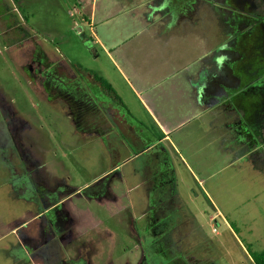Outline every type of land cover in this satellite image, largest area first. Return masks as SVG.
<instances>
[{
	"label": "rangeland",
	"instance_id": "rangeland-1",
	"mask_svg": "<svg viewBox=\"0 0 264 264\" xmlns=\"http://www.w3.org/2000/svg\"><path fill=\"white\" fill-rule=\"evenodd\" d=\"M107 1L110 0H0V264H248V251L264 248L263 158H257L258 171H253L238 156L241 152L235 154L224 142L227 138L222 147L220 142H213L212 151L208 146L204 152L212 156L211 161L208 158L207 168H222L210 180L216 189L210 195L215 204L220 203L221 216L227 222L220 215H214L211 203H207L202 192L194 205L186 203L177 212L178 207L175 209L174 205H165L161 210L154 206L149 215L145 212L148 178L144 157L135 156L147 140L136 141L122 124L117 129L109 124L111 131L99 123L93 124L96 115L92 110L79 107V100L72 95L69 98L65 91L68 88L45 92L41 73H33V69L38 66L44 70L51 62L52 71L67 84L73 82L74 87L78 86L74 83L77 74L71 62L98 74L101 70L114 89L123 90L134 104L130 86L106 57L108 48L95 42L94 31L100 35H118V38L133 34L125 49L127 58L131 53L142 51L144 54L158 51L167 57L179 54L176 64L184 70L189 64L185 71L188 75L195 76L202 71L206 80L202 78L201 85L207 89L213 87L215 98L229 89L224 97L229 106L225 116L221 107L215 108L221 112L214 114L216 129L232 134V124L228 127L225 123L241 118L249 122V130L253 127L252 121H256L254 129L261 131L264 22L255 26L251 23L253 18L249 19L248 10L253 1L188 0L183 11L179 9V0H119L123 9L109 12L112 16L105 19L107 22L97 25L100 17L97 15L96 21L92 19L90 23L92 11L102 13ZM153 3L160 10L149 16L148 4ZM144 25L150 26L146 35L135 33L138 30L134 26L143 29ZM154 26L162 40L160 47H149L152 40L147 36L156 31ZM175 35L178 38L174 48L171 40ZM136 49L138 52H133ZM39 52L48 60L41 57L40 62H32L42 55ZM185 76L182 74L183 79ZM222 84L224 90L220 87ZM47 93L52 94L48 100ZM219 99L215 100L216 105ZM117 111L122 115L130 113L126 106ZM78 113L83 120L77 117ZM139 113L145 116L142 111ZM109 116L116 120V116ZM147 119L145 123L149 125ZM103 120L109 123L105 115L100 119ZM95 127H99V132H94ZM147 127L152 130L153 125ZM216 129L215 138L219 131ZM243 142L239 144L233 138L229 143L243 154L249 147L253 150L254 140ZM199 143L178 141V146L187 148ZM155 149L160 150L159 145ZM226 159L234 160L230 167H226ZM179 170L188 183L196 184L190 171ZM181 185L180 191L188 188ZM66 197H71L69 206L77 214L72 227H66L62 217L58 220L55 212L44 213L35 221L34 205L39 212L45 211ZM187 201L185 197L184 202ZM171 206L175 214L169 217L175 220L181 216L184 220L177 223V230L170 235L163 233L168 220L154 219ZM55 207L56 204L52 205ZM60 209L58 206L57 211ZM200 213L217 217H204ZM25 218L29 220L20 228L18 224ZM49 221L56 231L52 240L72 234L70 241L62 247L56 246L57 256H52L55 245L43 243V233L51 227V224L46 226ZM13 228L18 230V237ZM23 233L35 235V242L29 237L25 240ZM24 241L29 245L24 246ZM19 243L31 262L20 259Z\"/></svg>",
	"mask_w": 264,
	"mask_h": 264
},
{
	"label": "crops",
	"instance_id": "crops-1",
	"mask_svg": "<svg viewBox=\"0 0 264 264\" xmlns=\"http://www.w3.org/2000/svg\"><path fill=\"white\" fill-rule=\"evenodd\" d=\"M148 5L150 6L148 10L149 16L156 15L155 12L160 10L158 4L155 5L153 3ZM123 6L124 5H122V2L119 0H110L104 2L103 12L97 14V10L96 11L94 10V13L92 11V17L90 18L89 21L90 23L92 19L96 21V17L97 15H99L100 17L98 19L97 25L99 24V22H103V21L107 22L105 21V19H110L112 16V13L109 12H112V10H114V12H117L115 10H122ZM84 19L86 20V18ZM134 28L138 30L135 31V33L137 34L144 33L146 35L147 32H149L150 26L147 25L143 27V29H139L140 26L138 27L134 26ZM154 28L156 29V31L152 32L151 34H148L147 36L150 38V40H152V43L149 45V47L154 45H156V47L157 46L160 47L162 46L160 43L162 40L158 36L157 33L158 29L155 26ZM94 32H95L94 37L96 38L95 42L98 41L101 46H103L104 48L105 47L108 48L105 50L106 57L109 59L115 71L119 73L122 79L125 78L128 85L131 87L130 88L128 86L129 87L128 89L131 92V95L135 101L134 104H132L129 95L126 96L124 94L123 90L120 91L119 89L118 90L114 89V90L120 96L121 100L123 101L125 106L129 109L132 115L130 113L128 115H122L117 111L116 113L112 112V115L116 116L117 121L115 119L114 120L111 119V116L107 115L108 113L105 112V110H103L102 107L103 104L99 102L100 99L99 85L94 83L92 77L83 70L81 72H79L80 70L75 71L77 77L74 83L78 85L75 87L77 88L75 92L79 98L76 97L75 93H72L74 91L71 90L70 88L66 89L65 91L67 92L66 94L69 98H71L70 95H72L73 99L80 100L79 102H81V100L86 102V104H77V105L79 107H81L82 105V107L84 106L85 108L92 110V113L96 115L94 116L95 118L93 117L92 119L93 124L99 123V125L101 124L105 126L103 128H106L108 131H111V127L113 128L115 127L117 129V125L122 124L127 126V132L129 134L132 133L136 141L139 139H146L147 142H149L145 144L141 148V150L137 152V154L135 153L136 157L143 155L144 157L143 164H145L146 167L144 168V170L145 173L147 174L146 177L148 178L147 180L148 207L145 212L146 213L149 212L148 214L150 215V211L154 209V206H159L161 210L163 206L169 204L174 205L173 207L175 209L178 207V210L175 211L177 212L186 203H191L193 205L196 204V201L199 199L200 193L202 192L201 194L206 198L207 203H211V207L215 211L214 215L216 214L220 215L218 217H221L224 221L227 222V220H225L224 215L221 216L222 207L220 203L217 202L215 204L213 197H211L210 195V192H214V194L216 193V189L213 187L214 182H210V180L212 179L215 172L222 170V168L219 167H217V169H213L212 167L207 168L208 158L209 161H211L212 156H208L207 154H204V152L205 151L207 152L209 147L210 150L212 151L213 142H220L222 147V142L227 138V140L224 142L228 143L227 144L228 147L235 154L236 152H241L238 156L243 157L253 171H258L257 169L258 167L256 164L258 154L255 153V150H252V147H249V149H247V151H244L245 153L243 154L242 151H239L237 149L236 145H231L229 143L231 138L229 137L227 132H225L226 133L225 134L223 133V131H220L219 128L216 129L217 128V126L215 125L216 121L214 122L215 120L214 114L216 111L215 108L219 106L222 108L221 112L226 113V111L228 110L227 107H229L227 106L228 100L227 101L224 100L226 92L228 91V90L227 91L224 90L225 88L224 84H222L220 87L224 90L225 94L221 95L222 97L216 96L215 98L213 87H211V89H207L206 85H201L202 78L206 80L205 74L202 71H198L195 76L188 75V72L185 73V71H188L187 66L189 64L185 65V70L183 66L180 67V65L176 64L177 60L180 58L181 55L173 54L171 57H167L159 54L158 51L152 54L149 53L144 54L142 51V53L137 54L136 52H138L139 49H136L133 50V52H135L136 54L133 55V53H131L129 56L130 58H127L126 56H124V53L127 44L130 42V39L133 38V34H129V35L124 34L122 37L118 38V35H109V34L100 35V32H98L96 29ZM177 38L178 36L175 35L174 39L171 40L172 46L174 45V42L177 40ZM105 39L107 41H105ZM109 44L111 45L109 46ZM122 44L125 45V48H123ZM94 56L95 58L98 56V53L96 51L94 53ZM41 57H44L45 58L44 60H48V57L43 54L40 55L39 57L37 56L36 60L40 62ZM157 57L159 59L158 63H157ZM52 65L53 64L50 62L48 67L44 70H40L38 66L33 69V73H41L42 79L40 81L42 83V87L44 90L45 88H44L43 80L47 72L50 69L52 71ZM40 67H42V65ZM98 72L99 75L104 77L114 88V85L110 82V80L107 79V75L103 74L101 70ZM182 74L184 76L186 75L185 79H183ZM185 82H188V84H185ZM82 83L85 86L90 85L89 87L92 93L88 90L87 92H85L82 89H80L79 85L83 86ZM47 91H49V88L46 86L45 92ZM50 96H52V94L49 95L47 93L45 97L48 100ZM219 97H221V99H219ZM83 98L86 99L83 100ZM104 98L107 97L104 96ZM216 99H219V103L217 105L215 104ZM140 111H142L145 116L141 117L139 115ZM85 112L86 110H84V113ZM216 112L221 113L220 111H216ZM87 113L88 111L85 114ZM103 115L106 116V119L109 122L108 124L105 123L107 121L104 120L100 121ZM77 117L83 120V118H81L82 115H79V113ZM147 118H149L148 124L150 126L151 125L154 126L156 124L164 134V136L155 143H152V139H153L152 132L147 128V126L149 125H146L147 123H145V120ZM110 119L111 121H109ZM221 120L223 121V118ZM109 124H111V127H109ZM227 124H228L227 126L229 127L228 122ZM99 127H95L94 132H99ZM214 128L216 130H219L217 132L218 135L217 138H215L214 136V132H215ZM200 137H203V139H200ZM233 138L235 142L242 144L241 142H239V139L236 136H234ZM178 141L180 142V144L181 142H183L184 144L199 143L200 141L202 142H200L197 146L187 145L186 146L187 148H180L178 146ZM158 145L160 150L155 151L157 150L155 148ZM176 156L178 158H176ZM233 162H234L233 159H231V161H229V159H226V167H230L229 165H232ZM180 167L182 169H185L186 171H190V177L193 180V182L196 184L188 183L187 182L188 180L186 181L184 175L182 176L180 173L179 170L181 169ZM181 183L182 185H187L188 188L186 190L180 191ZM185 197L188 199L187 202H184ZM42 199L43 201L46 200L45 197H43ZM24 200L32 201V199H24ZM70 200L71 197L58 199L57 202L54 203L56 204L55 208H52V205H54L52 204L51 207L49 206L47 210L40 212L38 210L37 205H34L33 217H37L35 221H37L40 217H42L44 213L51 215L52 212H55V217L57 219H61L60 217H62L63 221L66 220V223H64V225L66 224V227H72L75 221H77V214L73 213V211L71 210V207L69 206ZM60 201H62L61 204H59ZM58 206H61L60 212L57 211ZM175 212L172 210V206H171L167 210L161 211V214H158L159 217L157 216L155 217L154 220L156 219H158V221L168 220L167 223L171 222V224L169 225H166L167 223L165 224L163 233L170 235L172 233H175L178 227L177 223L178 222L182 223V220H184L181 216L175 217V220L169 217L175 214ZM200 214L201 216L203 215L204 217H209V218L214 217V215H210V214L207 215H205V213H200ZM195 216L198 219V215ZM27 219L29 220V218H25L22 221H20L18 226L22 228L23 225H26L28 221ZM150 219L151 221H153L152 218ZM50 224L51 223L49 221L46 224V226ZM35 228L37 229V227ZM12 231L16 235L15 237H18L17 236L18 230H15V228H13ZM48 232L46 230L47 234L43 233V236L45 237L43 243L45 246L55 245V247L53 246L52 256H57L58 250L56 246L60 244L62 247L63 243L68 242L72 239V234L68 233L67 238L64 237L65 235H63L62 238L64 239L61 240L59 239V237L61 236H59L57 240H52L51 238L56 237L53 234V232L56 233V231L54 229V225L52 224ZM23 237L26 240L27 237L34 239L36 236L23 233ZM24 243L25 244L23 245L25 246L27 242L24 241ZM19 248L21 250L23 249V246L20 245V243H19ZM26 250L29 251L28 248ZM19 252L21 256L20 259L27 258L30 261L29 255L25 253L24 250H22V254L21 251ZM65 262H70V261H65ZM57 263L60 264L59 262ZM33 264H37V263L35 262ZM72 264H75V262H72Z\"/></svg>",
	"mask_w": 264,
	"mask_h": 264
},
{
	"label": "trees",
	"instance_id": "trees-1",
	"mask_svg": "<svg viewBox=\"0 0 264 264\" xmlns=\"http://www.w3.org/2000/svg\"><path fill=\"white\" fill-rule=\"evenodd\" d=\"M15 1L17 2V0H15ZM187 1L188 0H179V2H178L179 9H182L184 11L186 9L185 8L186 7L185 3ZM248 14H250L249 19L253 18V20L251 22L253 24V26L257 25L260 22H264V0H253V4H251V7L249 8ZM84 36L85 35H83V38L85 39ZM70 65H73L74 66L73 68L76 71L80 70L79 72H81L83 70V71L88 72L89 74H91V77L94 80V83H96L100 87V89H99V92H100L99 102L103 104L102 105L103 110H106L107 112H115L116 113L117 110L121 109V106L125 107V105L122 102L120 96L116 93V91L114 90L112 85L104 77H102L101 75H99L98 73H96L93 70H90V69H87V68L83 67L81 64H76L75 65L73 62H71ZM76 67H78L79 69H77ZM43 84H44L45 90H46V86L49 88V90H53V91H55V90L61 91V90H63V88H70L71 90L74 91L72 93H75V95H76L75 91L77 90V88L74 87L73 82L67 84L65 82L64 78H62L60 75H58L54 71H51V69L47 72V74H46V76H45V78L43 80ZM66 85H67V87H66ZM89 86L90 85H86V86L83 87V86L79 85L80 89H82L83 91L87 92V90H88V91H90L92 93V91L90 90ZM71 90H70V92H71ZM226 95H227V92H226ZM104 96H106L107 98H104ZM76 97L79 98L78 95H76ZM85 99L86 98H83V100H85ZM77 104H86V102L81 100V102H78ZM224 116H225V113H224ZM241 121L243 122V119H241ZM256 123H257L256 121H253V123H252L253 127H252L251 130H249V134H250L251 138L248 141H253V140L255 141L253 143L254 144V148L255 149L259 148L258 150L262 154V155H260V153L257 151L258 158L261 157V158L264 159V148H263V143H264V125H263V128H262L261 131H256L254 129V127H255L254 125ZM231 124L232 123H230L229 125H231ZM225 125L226 126L228 125L227 122L225 123ZM233 126L234 125H232V127L230 129L233 130ZM153 127H152V130H150L148 127L147 128L152 132V137H153L152 143H155V142L159 141L164 136V134H163L161 129L156 124ZM226 129H227V127H226ZM226 131H224V132H226ZM232 134L229 133V137L231 139H233V137H234V135L232 136ZM238 139H240V138H238ZM147 143H149V142H147ZM248 254L250 256V260H249L248 264H264V248L261 249L260 251L249 250Z\"/></svg>",
	"mask_w": 264,
	"mask_h": 264
},
{
	"label": "flooded vegetation",
	"instance_id": "flooded-vegetation-1",
	"mask_svg": "<svg viewBox=\"0 0 264 264\" xmlns=\"http://www.w3.org/2000/svg\"><path fill=\"white\" fill-rule=\"evenodd\" d=\"M251 1H253V0H251ZM21 27V26H20ZM34 61H36V57L35 58H33V61L32 62H34ZM46 61V60H45ZM44 61V62H45ZM37 62H39V61H37ZM34 65H35V63H33ZM41 64H42V62H41ZM43 66V65H42ZM105 112H107L106 110H105ZM109 115L110 114H112V112H107ZM234 123V124H233ZM232 125H234L233 126V130L232 131H234V133H233V135L234 136H236L237 138H240L239 139V142H245V143H247V141L248 140H250V134H249V129H248V126H249V124H247V122H246V120L244 121V122H242L241 121V118H239L238 119V121H236V122H232ZM243 142V143H244ZM254 145V144H253ZM259 149V148H258ZM258 149H253V150H255V152H256V154H257V151L259 152V150ZM260 153V152H259ZM260 155H262L261 153H260ZM59 220V219H58ZM63 221V220H62ZM63 223H65V221H63ZM28 245H29V243H28ZM49 256V254H47V257ZM49 260H51L52 261V259H48V261Z\"/></svg>",
	"mask_w": 264,
	"mask_h": 264
}]
</instances>
